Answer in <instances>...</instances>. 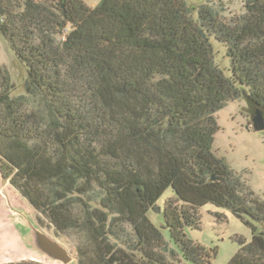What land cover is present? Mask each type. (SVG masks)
Masks as SVG:
<instances>
[{"label":"trees","instance_id":"1","mask_svg":"<svg viewBox=\"0 0 264 264\" xmlns=\"http://www.w3.org/2000/svg\"><path fill=\"white\" fill-rule=\"evenodd\" d=\"M242 2L236 13L188 0H0V34L27 71L17 94L0 63V174L43 228L75 235L70 264H211L216 250L186 233L209 203L251 230L226 264H264V199L213 151L217 111L241 99L264 111V0ZM66 129L68 147L56 139ZM164 166L203 185L200 201L156 173Z\"/></svg>","mask_w":264,"mask_h":264},{"label":"rangeland","instance_id":"2","mask_svg":"<svg viewBox=\"0 0 264 264\" xmlns=\"http://www.w3.org/2000/svg\"><path fill=\"white\" fill-rule=\"evenodd\" d=\"M92 5L97 0H84ZM194 5L209 4L215 7L220 3L231 11L236 13L243 11L242 0H188ZM215 59L224 70L229 67V60L226 53V47L213 41ZM0 63L4 65L12 76L17 94L25 93V79L27 71L15 57L12 56V49L9 47L0 34ZM248 103L245 99L232 101L217 111L219 130L215 135L213 151L216 155L223 157L226 162L237 173L241 174L249 187L264 199V130L257 131L253 128L252 117L247 110ZM73 130L66 129L57 133L56 139L66 147L72 144ZM108 152L119 157L118 148H108ZM141 172H153V169L141 163L139 167ZM162 178L175 183L182 195L187 197V202H199L203 193L202 186L193 184V180L182 170L169 166L161 167L156 171ZM210 182L204 184L208 186ZM172 185H174L172 183ZM4 192L9 195L11 201L26 200L10 184H7ZM173 198V189L170 186L160 197L157 204L163 206L169 198ZM191 198L192 200L188 199ZM6 202H0V264L6 262H16L21 260H39L48 264H60L45 260L32 251L28 250L18 239L10 225L2 218L3 206ZM149 218L162 229L167 239H170V233L163 227L164 214L150 210ZM53 235L51 229H46ZM187 235L202 243L208 248L216 250L215 258L211 264H226L229 259L238 251L240 247L239 240H250L251 230L239 218L232 214L227 208H217L209 203L201 210L200 228H186ZM55 236V235H53ZM56 237V236H55ZM58 238V237H56ZM64 242L73 254L76 256L75 235L69 238H58ZM178 249V248H177ZM179 251V250H178ZM77 259V256H76ZM76 259L74 261H76ZM180 264H193L183 261Z\"/></svg>","mask_w":264,"mask_h":264},{"label":"water","instance_id":"3","mask_svg":"<svg viewBox=\"0 0 264 264\" xmlns=\"http://www.w3.org/2000/svg\"><path fill=\"white\" fill-rule=\"evenodd\" d=\"M251 117L253 128L263 131L264 111L257 108ZM6 209L3 216L5 221L11 224L12 229L28 250L54 263L70 264L76 259L70 248L43 228L24 204L9 203Z\"/></svg>","mask_w":264,"mask_h":264},{"label":"crops","instance_id":"4","mask_svg":"<svg viewBox=\"0 0 264 264\" xmlns=\"http://www.w3.org/2000/svg\"><path fill=\"white\" fill-rule=\"evenodd\" d=\"M98 1L99 0H97L95 3L97 4L98 3ZM93 5H95L94 3L91 5V6H93ZM7 184H10L8 181H5L3 178H2V176H1V174H0V202L2 203V202H6V203H4V206H3V212H2V218L4 219V214H5V212L7 211V209H6V206L9 204V203H22V204H24L28 209H29V211L31 212V210H30V207H29V205H28V203H27V201H25V202H22L21 200L20 201H11L10 200V198H9V195L8 194H6V192H4V189H6V186H7ZM11 185V184H10ZM12 186V185H11ZM13 187V186H12ZM14 188V187H13ZM15 189V188H14ZM16 190V189H15ZM1 205V204H0ZM1 207V206H0ZM7 224H9L10 225V227H11V224L10 223H8L7 221H5ZM11 229H12V227H11ZM13 231H14V233L16 234V232H15V230L14 229H12ZM16 236H17V234H16ZM18 237V236H17ZM18 239L20 240V238L18 237ZM20 242H21V240H20ZM22 243V242H21Z\"/></svg>","mask_w":264,"mask_h":264},{"label":"flooded vegetation","instance_id":"5","mask_svg":"<svg viewBox=\"0 0 264 264\" xmlns=\"http://www.w3.org/2000/svg\"><path fill=\"white\" fill-rule=\"evenodd\" d=\"M255 111H256V110H254V111L250 110V111H249L250 115H251L252 113H254Z\"/></svg>","mask_w":264,"mask_h":264}]
</instances>
